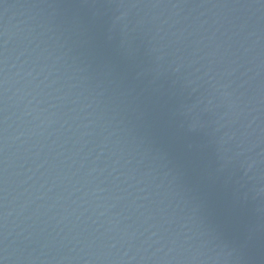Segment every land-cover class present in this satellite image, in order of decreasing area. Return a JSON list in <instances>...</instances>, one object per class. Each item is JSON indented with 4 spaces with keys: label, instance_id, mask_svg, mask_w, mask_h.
Listing matches in <instances>:
<instances>
[{
    "label": "water",
    "instance_id": "1",
    "mask_svg": "<svg viewBox=\"0 0 264 264\" xmlns=\"http://www.w3.org/2000/svg\"><path fill=\"white\" fill-rule=\"evenodd\" d=\"M0 264H264V0H0Z\"/></svg>",
    "mask_w": 264,
    "mask_h": 264
}]
</instances>
